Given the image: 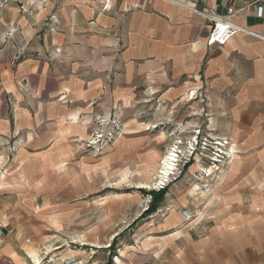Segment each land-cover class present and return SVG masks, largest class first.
Instances as JSON below:
<instances>
[{
	"label": "rangeland",
	"instance_id": "rangeland-1",
	"mask_svg": "<svg viewBox=\"0 0 264 264\" xmlns=\"http://www.w3.org/2000/svg\"><path fill=\"white\" fill-rule=\"evenodd\" d=\"M75 1L0 0V73L16 75L10 89L0 77V120L12 124L15 113L34 114L29 129L39 141L27 154L16 146L24 133L0 139L1 224L19 238L33 230L43 252L66 244L111 258L168 202L177 183L203 208L237 166L254 169L241 198L264 216V125L252 119L264 110L248 109V95L212 92L199 78L174 81L168 62L161 76L134 78L133 92L121 97L130 84L117 62L123 15L110 14L107 25L104 15ZM93 82L102 91L108 83L109 92L76 107L79 114L63 128L37 121L42 103L69 105L70 93L94 89ZM42 126L50 144L41 138ZM179 141L173 175L156 192L160 161ZM187 142L196 148L192 155ZM132 206L142 212L136 220L124 212Z\"/></svg>",
	"mask_w": 264,
	"mask_h": 264
},
{
	"label": "crops",
	"instance_id": "crops-1",
	"mask_svg": "<svg viewBox=\"0 0 264 264\" xmlns=\"http://www.w3.org/2000/svg\"><path fill=\"white\" fill-rule=\"evenodd\" d=\"M206 1L219 14H224L228 6L235 10L244 9L236 15L234 22L264 37V0ZM75 2H79L77 4L85 12L104 15L107 25L112 22L110 14L123 15L122 49L117 62L122 64L123 76L129 78L130 84L127 85L129 89L122 91L125 93L121 97L133 92L134 78L141 74L148 76V72H157L161 76L162 63L168 62L172 80L199 78L200 84H206L212 92L231 90L239 95H248V109L264 110V41L238 35L224 47L208 48L209 26L205 20L162 0ZM108 67L109 59L105 70ZM0 75L6 89L14 87L15 74L5 69ZM3 82L0 83L3 85ZM93 84L94 89L70 93L69 105L49 100L42 103L37 121L57 122L63 128L64 123L79 114L76 107L83 110L85 100L88 103L109 92L108 83L105 91L98 89L96 82ZM255 115L252 117L254 125H264L263 114ZM34 121V114L32 117L28 113H15L12 124L0 120V139H18L24 133L22 145L16 143V146H22L27 154L28 151L34 152L36 147L33 145L37 139L29 129L33 128ZM42 130V140L50 144L52 140L49 141L50 136L44 126ZM252 174L253 168L234 167L228 173L232 181L221 186L224 190L213 194L214 197L203 208L197 203L199 198L192 200L193 197L187 194L188 189L177 183L171 188L168 202L138 227L128 243L122 242L111 258H107L106 251L103 256L94 249L91 252L95 251L96 255L92 258L88 252L66 244L43 252L31 239L33 230L28 229L22 239L13 236V231L3 226L0 264H63L71 258L80 264H264V216H258L253 205L244 206L241 198L242 191L246 190V180ZM127 210L124 212H129L134 220L142 213L134 206Z\"/></svg>",
	"mask_w": 264,
	"mask_h": 264
},
{
	"label": "built area",
	"instance_id": "built-area-1",
	"mask_svg": "<svg viewBox=\"0 0 264 264\" xmlns=\"http://www.w3.org/2000/svg\"><path fill=\"white\" fill-rule=\"evenodd\" d=\"M167 2L175 7H178L182 10L189 12L190 14L200 17L205 20V22L209 26V34L206 40V46L208 48L217 46L224 47L230 40L238 35H245L258 38L264 41V37H261L251 30L240 26L234 22V18L236 15L244 9L235 10L232 6H228L225 9L224 14L217 13L216 9L209 6L206 0H162ZM261 9V8H260ZM101 136H98L97 139H100ZM205 141V140H204ZM200 143L202 147L205 146V142ZM179 145H181L180 141L174 144L170 150L168 155L164 159H168L169 164L173 167L176 164V161L180 158L181 151L179 149ZM195 145H197L195 143ZM186 150L191 155L196 151L190 143H186ZM200 153V152H199ZM217 153H220L218 151ZM218 157V156H217ZM163 161H160L162 163ZM175 168V167H174ZM159 176L155 184L153 185V190L156 192L164 190L168 185L169 178L173 175V171H169L168 173H163L159 171ZM3 225L0 223V236L2 235ZM80 264V261H75L74 258L68 259L63 262V264ZM39 264V263H35Z\"/></svg>",
	"mask_w": 264,
	"mask_h": 264
},
{
	"label": "bare ground",
	"instance_id": "bare-ground-1",
	"mask_svg": "<svg viewBox=\"0 0 264 264\" xmlns=\"http://www.w3.org/2000/svg\"><path fill=\"white\" fill-rule=\"evenodd\" d=\"M162 166V167H161ZM159 167H160V170L165 174V173H168L170 170L172 171L173 170V167L169 164V161L168 159H164L163 162L161 164H159ZM139 188H142V189H147V186L143 185V184H140L139 185Z\"/></svg>",
	"mask_w": 264,
	"mask_h": 264
}]
</instances>
